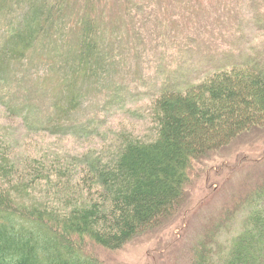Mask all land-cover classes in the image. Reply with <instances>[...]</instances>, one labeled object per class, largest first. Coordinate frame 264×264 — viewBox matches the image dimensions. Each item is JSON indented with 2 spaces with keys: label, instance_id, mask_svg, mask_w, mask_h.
I'll list each match as a JSON object with an SVG mask.
<instances>
[{
  "label": "rangeland",
  "instance_id": "rangeland-1",
  "mask_svg": "<svg viewBox=\"0 0 264 264\" xmlns=\"http://www.w3.org/2000/svg\"><path fill=\"white\" fill-rule=\"evenodd\" d=\"M83 1L66 0L50 32L23 59L0 66V133L15 140L13 150L22 156L74 157L100 147L116 129L147 134L161 89H184L234 64L264 72V0H93L89 15L101 37L94 71L74 76ZM26 10L17 2L12 13H0V47ZM75 92L79 105L69 111ZM4 101L16 112L27 108L31 124ZM257 187H264V123L194 161L184 202L160 226L119 249L88 248L103 264H191L222 213L238 203L239 211L246 208ZM245 213L222 241L239 231Z\"/></svg>",
  "mask_w": 264,
  "mask_h": 264
},
{
  "label": "trees",
  "instance_id": "trees-1",
  "mask_svg": "<svg viewBox=\"0 0 264 264\" xmlns=\"http://www.w3.org/2000/svg\"><path fill=\"white\" fill-rule=\"evenodd\" d=\"M17 2L28 10L8 30L0 66L23 59L60 21L66 4L0 0V13H12ZM92 3L83 1L86 11L77 23L74 76L84 79L94 71L101 39L98 20L89 15ZM3 72L0 68V76ZM78 102L76 92L70 95L69 111ZM4 104L31 124L27 108L16 112ZM151 110L147 134L116 129L103 136L99 148L74 157L22 156L13 150L15 140L8 135L11 144L0 133V264H103L89 246L119 249L160 226L184 202L194 161L264 123V72L251 63L216 69L184 89H161ZM246 204L239 231L220 239L243 203L222 213L194 249L191 264H264V187Z\"/></svg>",
  "mask_w": 264,
  "mask_h": 264
}]
</instances>
